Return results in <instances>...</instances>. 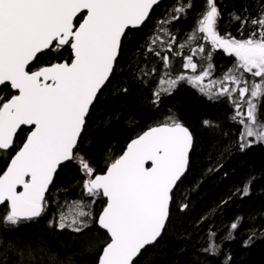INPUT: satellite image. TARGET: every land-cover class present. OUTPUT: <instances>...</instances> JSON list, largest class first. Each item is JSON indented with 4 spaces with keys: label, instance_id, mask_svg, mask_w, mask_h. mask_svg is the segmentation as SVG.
<instances>
[{
    "label": "snow or ice",
    "instance_id": "snow-or-ice-1",
    "mask_svg": "<svg viewBox=\"0 0 264 264\" xmlns=\"http://www.w3.org/2000/svg\"><path fill=\"white\" fill-rule=\"evenodd\" d=\"M158 2L0 0V91L14 90V94L0 99V154H8L6 169H0V205L6 204L0 223L17 226L45 212V192L58 166L77 159L74 149L86 116L113 73L126 29L143 25ZM193 6L194 0H176L173 15L159 22L160 31L169 38L168 52H172L171 43L176 37L163 25L179 20ZM83 10L86 15L76 26L74 18ZM220 17L216 0H204V9L188 37L189 41L203 40L211 45L208 49L200 44L192 50L207 62L199 74L193 56H186L183 68L191 69L193 74L173 77L169 56L156 52L164 70L152 69L159 76L152 102L158 104L162 96L170 95L181 82L197 88L209 99L227 97L235 106L232 119L242 125L243 150L254 142L264 143V119L260 113L264 99V10L251 19L232 16L240 29L249 26V35L242 39L221 35L217 27ZM157 42L165 43L158 35L151 45ZM151 45L150 52L154 50ZM65 46L71 48L70 62H50L35 71L27 70L38 54L45 50L59 51ZM217 49L234 56L235 66L225 72L222 80H209L205 84L212 75L211 60ZM245 74H251L253 80L246 79ZM203 123L211 126L210 121ZM21 126H30V132L12 154L17 147L14 136ZM192 146L189 129L172 118L171 122L151 127L133 139L105 174L94 175L93 168L80 161L88 177L83 180L84 192L106 200L94 223L106 231L110 240L102 254H98L97 264H134L141 250L161 236L169 216L170 193L186 171ZM147 162H151L150 167H146ZM18 186L23 191H18ZM243 194H248L247 185ZM91 215L82 206L71 218L60 212L58 220L49 224L82 233L88 223L81 218ZM230 227L235 230L238 225L233 223ZM205 251L214 254L215 244L210 243Z\"/></svg>",
    "mask_w": 264,
    "mask_h": 264
},
{
    "label": "trees",
    "instance_id": "trees-1",
    "mask_svg": "<svg viewBox=\"0 0 264 264\" xmlns=\"http://www.w3.org/2000/svg\"><path fill=\"white\" fill-rule=\"evenodd\" d=\"M216 3L221 12L218 32L237 39L247 38L250 29L247 25L240 29L232 16L251 19L264 10V0ZM175 4L176 0H163L139 29L127 31L113 73L89 110L74 151L77 159L58 168L45 197V212L17 226L0 223V264H97L98 254L109 241L94 223L105 201L84 192L82 184L87 177L78 164L83 160L93 168L94 175L101 174L131 139L148 128L171 122L172 118L187 127L193 137L187 171L172 193L161 237L145 248L134 264H264V143H252L241 150L242 125L232 119L235 106L227 97L209 99L197 88L181 82L158 104L152 102L159 79L152 69L164 70L156 52L169 56L175 77L193 74L191 69L183 68L186 56H193L199 74L207 62L192 50L200 44L211 48L206 41L188 40L198 14L204 9V0H194V6L179 20L163 25L176 37L171 43L172 52L167 51L169 38L158 25L173 15ZM157 35L165 43L151 45ZM181 44L185 47L181 48ZM150 45L154 49L151 52ZM177 52L179 55H173ZM69 59L67 46L59 51L53 49L39 55L31 69ZM211 63L212 75L205 84L222 80L225 72L235 66V57L217 49ZM245 77L253 80L251 74ZM255 80L259 82V78ZM11 94L4 89L0 99ZM260 113L264 119V99ZM205 120L211 126H205ZM27 133V129L18 131L14 139L17 147L12 154ZM7 156L0 154V169L6 168ZM246 185L248 194L244 195ZM82 206L92 213L91 217L81 218L88 223L82 233L50 226L49 221L58 220L60 212L71 218ZM5 212L6 208L1 207L0 217ZM233 223L238 225L235 230L230 227ZM210 243L216 246L214 254L205 251Z\"/></svg>",
    "mask_w": 264,
    "mask_h": 264
},
{
    "label": "water",
    "instance_id": "water-1",
    "mask_svg": "<svg viewBox=\"0 0 264 264\" xmlns=\"http://www.w3.org/2000/svg\"><path fill=\"white\" fill-rule=\"evenodd\" d=\"M162 1H163V0H159V2H158L157 5H159ZM157 5H154L153 8L156 7ZM152 10H153V9H152ZM152 10H151V11H152ZM151 11H150V12H151ZM82 14H83V17H82V19H81V22H82L84 16L86 15V10H83L81 13H79V14L77 15V17L74 18V21H75L80 15H82ZM78 25H79V24H78ZM78 25H77V26H78ZM141 26H142V25H141ZM141 26H140V27H141ZM140 27L135 28V29H139ZM128 30H134V29H132V28L126 29L125 35H126V33H127ZM125 35H124V36H125ZM124 36L122 37V39L124 38ZM69 47H70V46H69ZM70 50H71V48H70ZM46 51H47V50H45V52H46ZM45 52H43V53H45ZM43 53L38 54V56L41 55V54H43ZM38 56H37V57H38ZM71 57H72V54H71ZM34 61H35V59H34L32 62H30V65H29L30 67L33 65ZM69 62H70V61H69ZM114 63H115V62H114ZM29 66H28V67H29ZM110 76H111V75H110ZM109 78H110V77H109ZM106 83H107V81H106ZM106 83H105V85H106ZM103 87H104V86H103ZM100 91H101V90H100ZM100 91H99V92H100ZM12 92L14 93V90H12ZM99 92H98V93H99ZM93 103H94V102H93ZM91 106H92V105H91ZM91 106H90V108H91ZM89 110H90V109H89ZM87 116H88V115H87ZM87 116H86V118H87ZM160 125H162V124H160ZM157 126H158V125H157ZM21 127H25V128H28V129L30 128V126H21ZM154 127H155V126H154ZM149 129H150V128L146 129L145 131H147V130H149ZM18 130H19V129H18ZM18 130H17V131H18ZM82 131H83V130H82ZM145 131H143L140 135H142ZM81 134H82V133H81ZM138 136H139V135H138ZM138 136H137V137H138ZM137 137H135V138H133V139H136ZM79 138H80V137H79ZM79 138H78V141H79ZM133 139H131V140L126 144L124 150L122 151V153H121L116 159H118V158L123 154V152L126 151V149H127V145H128ZM77 143H78V142H77ZM76 146H77V145H76ZM75 148H76V147H75ZM74 150H75V149H74ZM190 152H191V150H190ZM190 152H189V155H190ZM114 161H115V160H114ZM114 161H113V162H114ZM68 162H70V161L63 162L61 165L58 166V168L61 167V166H63V165H65V164H67ZM113 162H112V163H113ZM110 164H111V163H110ZM110 164H109V165H110ZM109 165H108V166H109ZM108 166L105 168V170H104L101 174H97V175L105 174V173H106V170H107V168H108ZM150 166H151V162H147V163H146V167H150ZM187 167H188V166H187ZM5 169H6V168H5ZM57 171H58V169H57ZM186 171H187V168H186ZM186 171H185V173H186ZM56 173H57V172H56ZM56 173H54V177H55V174H56ZM185 173L182 175L181 179L184 177ZM1 174H2V173H1ZM54 177H53V180H54ZM181 179L177 182V184L174 186L172 192L170 193L169 208H170V203H171V196H172V193L174 192L176 186H177L178 183L181 181ZM52 182H53V181H52ZM51 185H52V183L49 185L48 189L46 190V192H45V196L47 195V193H48L49 188L51 187ZM17 190H18V191H23L22 186H18ZM103 199H104V198H103ZM104 201H105V203H106V200H105V199H104ZM3 206L6 207V204H5V205H0V208L3 207ZM102 209H103V208H102ZM101 211H102V210H101ZM101 211H100V212H101ZM167 220H168V218H167ZM167 220H166V223H167ZM165 226H166V224H165ZM97 228H98L99 230H101L103 233H105V234L107 235L106 231L100 229V228L98 227V225H97ZM163 230H164V229H163ZM163 230H162V232H163ZM161 235H162V234H161ZM107 237H108V235H107ZM160 237H161V236H160ZM160 237L157 238V241L159 240ZM108 239L110 240V237H108ZM157 241H156V242H157ZM156 242H155V243H156ZM155 243H153V244H155ZM153 244L146 245L145 248L150 247V246H152ZM145 248H144V249H145ZM144 249H142L141 252H142ZM102 250H103V249H102ZM100 254H102V251H101ZM139 255H140V254H138V256H139ZM138 256L134 258V261L138 258Z\"/></svg>",
    "mask_w": 264,
    "mask_h": 264
},
{
    "label": "flooded vegetation",
    "instance_id": "flooded-vegetation-1",
    "mask_svg": "<svg viewBox=\"0 0 264 264\" xmlns=\"http://www.w3.org/2000/svg\"><path fill=\"white\" fill-rule=\"evenodd\" d=\"M82 17H83V14L82 15H80L76 20H75V24H76V26L81 22V19H82ZM66 47V46H65ZM68 47V50H69V55H70V59L68 60V62L71 60V50H70V47L69 46H67ZM48 51V50H47ZM42 55V54H41ZM45 66H47V65H45ZM27 70H29V71H35V70H37V69H31V67L29 66L28 67V69ZM11 93L12 94H14L12 91H11ZM20 129H27L28 130V133L30 132V128L28 129V128H25V127H21ZM19 129V130H20ZM18 130V131H19ZM18 131H17V133H18ZM17 133H16V135H17ZM28 133H27V135H28ZM15 135V136H16ZM27 135H26V137H27ZM15 136H14V139H15ZM26 137H25V139H26ZM25 139H24V141H25ZM23 141V142H24ZM23 142H22V144H23ZM22 144L20 145V146H22ZM18 150V149H17ZM75 151V150H74ZM14 154V153H13ZM112 163V162H111ZM97 175V174H96ZM46 197V196H45ZM3 207H5V206H3ZM6 208V207H5Z\"/></svg>",
    "mask_w": 264,
    "mask_h": 264
},
{
    "label": "rangeland",
    "instance_id": "rangeland-1",
    "mask_svg": "<svg viewBox=\"0 0 264 264\" xmlns=\"http://www.w3.org/2000/svg\"><path fill=\"white\" fill-rule=\"evenodd\" d=\"M250 139H252V138H250ZM254 143H255V142H254ZM78 163H79V162H78ZM78 165H79V166H80V168L82 169V166H81V164L79 163ZM87 178H88V177H87ZM87 178H86V179H87Z\"/></svg>",
    "mask_w": 264,
    "mask_h": 264
},
{
    "label": "bare ground",
    "instance_id": "bare-ground-1",
    "mask_svg": "<svg viewBox=\"0 0 264 264\" xmlns=\"http://www.w3.org/2000/svg\"><path fill=\"white\" fill-rule=\"evenodd\" d=\"M118 53H119V52H118ZM185 84H188V83H187V82H185ZM188 85H189V84H188ZM190 86H191V85H190ZM102 89H103V87H102ZM102 89H101V90H102ZM98 94H99V93H98ZM156 241H157V240H156ZM156 241H155V242H156ZM155 242H154V243H155ZM153 245H154V244H153Z\"/></svg>",
    "mask_w": 264,
    "mask_h": 264
}]
</instances>
